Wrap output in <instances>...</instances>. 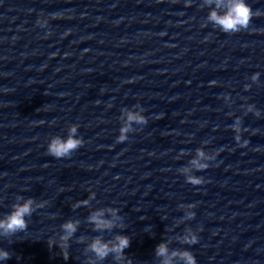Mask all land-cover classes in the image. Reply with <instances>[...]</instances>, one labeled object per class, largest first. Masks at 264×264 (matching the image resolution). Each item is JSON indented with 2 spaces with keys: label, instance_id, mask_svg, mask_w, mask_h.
I'll return each instance as SVG.
<instances>
[{
  "label": "water",
  "instance_id": "obj_1",
  "mask_svg": "<svg viewBox=\"0 0 264 264\" xmlns=\"http://www.w3.org/2000/svg\"><path fill=\"white\" fill-rule=\"evenodd\" d=\"M248 2L249 26L224 32L208 19L226 10L217 0H0V217L20 196L42 205L0 236V264H164L161 243L172 264L185 249L198 264H264V0ZM73 124L84 143L48 154ZM98 209L115 226L97 229ZM67 220L79 224L62 241ZM121 233L119 258L88 247Z\"/></svg>",
  "mask_w": 264,
  "mask_h": 264
},
{
  "label": "clouds",
  "instance_id": "obj_2",
  "mask_svg": "<svg viewBox=\"0 0 264 264\" xmlns=\"http://www.w3.org/2000/svg\"><path fill=\"white\" fill-rule=\"evenodd\" d=\"M217 7H224L226 10L223 13L218 12L213 9L210 11L208 19L214 24L219 25L221 30L224 32H238L244 28H247L251 22L253 16L257 15V11H254L248 0H227L226 4L222 3V0H217ZM40 25H46L48 23L47 17H41L37 21ZM259 73L254 72L251 77L252 79H258ZM215 83V82H213ZM127 120L129 122L135 121L138 123H146V117L135 112L127 113ZM234 128L240 127L239 121L233 125ZM78 126L73 124L69 128V134L67 137L54 136L50 138L47 144V153L55 157H68L71 155L72 151L80 147L84 141L81 137L77 136ZM129 127L127 125H122L120 134L116 137L117 142H123L128 139ZM238 140L241 137H237ZM243 145L248 144V140L244 139L242 141ZM216 154L208 156L206 159L211 161L215 159ZM199 156H204L202 151L198 152ZM193 163L198 169H204L209 167V163L200 162L194 160ZM187 182L193 185H199L205 183L204 177L199 176H187ZM17 203L12 207V210L5 216L0 217V236H6L8 234H15L18 231H22L28 227V217L32 215L36 207L42 206L38 205L37 202L32 197L24 198L23 196L18 197ZM85 203L87 200L84 201ZM79 206V203L76 204ZM188 211L187 215L189 217H194L196 215L193 210L196 207L195 203H188L186 205ZM112 217L119 219L118 209H110ZM89 220L94 223L97 229L110 228L115 226V220L106 218L103 209H98L93 211ZM79 221L67 220L61 224L63 233L61 235L62 241H68L69 238L76 232ZM198 241V237L193 235L190 242L195 243ZM130 244V237L126 234H117L114 241H105L99 237L95 238L88 247L91 251L96 254L98 259L105 258L109 253L119 255L123 253V250ZM157 253L164 256V264H172V261L168 258V248L166 243H161L157 246ZM11 253L5 249L0 248V262L5 261ZM65 259L68 258V254L65 252ZM171 256H180L184 261V264H198V260L191 250L185 249L179 252H172Z\"/></svg>",
  "mask_w": 264,
  "mask_h": 264
}]
</instances>
